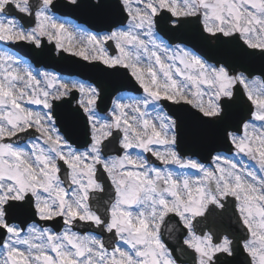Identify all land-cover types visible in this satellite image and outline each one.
Segmentation results:
<instances>
[{
	"label": "snow or ice",
	"instance_id": "1",
	"mask_svg": "<svg viewBox=\"0 0 264 264\" xmlns=\"http://www.w3.org/2000/svg\"><path fill=\"white\" fill-rule=\"evenodd\" d=\"M60 9L86 10L108 30L70 29ZM158 28L181 43L170 47ZM45 40L57 55L104 65L99 71L129 70L143 95L113 100L101 116L102 86L38 78L0 51V264H264V0H0V43L50 56ZM62 100L69 118L83 121L79 146L56 126ZM162 100L195 109L193 146L214 131L254 166L212 149V166L182 156L179 113L188 110L153 116ZM30 130L36 135L23 145L12 142ZM117 144L118 154L106 155ZM58 218L59 232L37 223ZM77 222L115 241L82 235Z\"/></svg>",
	"mask_w": 264,
	"mask_h": 264
},
{
	"label": "water",
	"instance_id": "2",
	"mask_svg": "<svg viewBox=\"0 0 264 264\" xmlns=\"http://www.w3.org/2000/svg\"><path fill=\"white\" fill-rule=\"evenodd\" d=\"M77 13H80L79 11ZM78 18H80V20H84L85 22L87 21V23H90V25L92 26H98L94 19L92 18V14L88 13V14H77ZM121 19V17H119ZM191 27V26H189ZM180 40V39H178ZM184 41L188 42L187 39H185ZM190 43L191 45H193V43L191 42H188ZM199 46V45H197ZM37 53V52H36ZM64 56L63 54L60 55V57L57 59L55 58L54 60L55 61H51V62H48L47 65H51L55 68H57V70H63V64L59 61L63 60ZM92 80V79H91ZM93 81L98 85V87L102 86L103 87V91L101 93V100L99 101V107L101 108V105H102V100H105L108 101V104L107 106H109L110 102H111V99L112 97L114 96V93L117 91V90H121L122 88H125L123 85L121 84H117L113 87H108L106 85H104L101 81H99L98 79H93ZM69 100V99H67ZM70 101L73 102V99L70 98ZM59 105H64L66 106V109H65V113H68L67 109H68V105L65 104V101L63 102H60ZM71 108L72 107V103H71ZM103 110V109H102ZM64 112H61L57 117H58V120H59V124H60V127H61V130L65 133V134H68L71 136V142H74V144H76L77 146H79L82 142V135L81 137H78L77 135V138L73 136V134H71V129L70 127L68 126L67 121H66V118H65V114ZM236 112H237V115H243L244 113L239 109L237 108L236 109ZM174 113V112H173ZM189 111L187 112H184V111H181L179 113V115L181 116V118L184 120V126H185V135H184V139H183V142L179 143V148L181 153L186 155V154H193L196 153V157L198 156L202 161L206 162V158H205V154L207 155L206 157L209 156V149H212V153H214L219 147V145L217 146H211V147H207V151L205 152V148H204V139L202 140V142L198 143L197 145L193 146L192 144V141H191V137L189 135V130L191 129V126H192V121H191V118L189 116ZM82 124H83V121H76V126L78 129V131H72L74 132H81V128H82ZM224 143L226 144L227 142L224 140ZM227 145V144H226ZM223 148H226L223 144ZM108 199V198H107ZM100 204H103V202H99ZM93 204L94 206L97 205V201L96 200H93Z\"/></svg>",
	"mask_w": 264,
	"mask_h": 264
},
{
	"label": "rangeland",
	"instance_id": "3",
	"mask_svg": "<svg viewBox=\"0 0 264 264\" xmlns=\"http://www.w3.org/2000/svg\"><path fill=\"white\" fill-rule=\"evenodd\" d=\"M55 15H57L58 17H60V19L62 20V22H65L66 24H67V26L71 29V28H76V27H79L82 31H88V32H91V31H89V29H86V27L84 26V25H80V24H78V22L76 21V20H74V19H72V18H70V17H68V16H62V15H59L58 13H55ZM127 23V22H126ZM91 33H93V34H96V33H94V32H91ZM158 38L160 39V40H162L164 43H166V41L164 40V39H162L160 36H158ZM47 42V41H46ZM114 44V43H113ZM11 45L12 44H9V43H3V45L2 44H0V51H7V52H9L11 55H13V56H15V57H17V58H19L20 59V61L22 62L21 63V66L22 67H28L29 68V70L30 71H32V73L34 74V75H37V77L38 78H41L42 79V77L39 75V74H41V73H43V72H48V73H51V74H53V75H56L60 80H62L63 82H72V81H80V82H83L81 79H79L78 77H69V76H67V75H65V76H61L60 74H58V73H56V72H54V71H50V70H47V69H44L43 67H35L28 59H25V58H23V57H21L20 55H18V54H16L15 53V50H13V48L11 47ZM170 47H173V46H170ZM108 51H109V49H108ZM109 54H110V52H109ZM118 54V52H117V50H116V53L114 54V55H117ZM111 55V54H110ZM85 84H90V82L88 83H86V82H84ZM143 95V93L141 94V95H139V96H136V95H134V94H132V93H122V94H119V95H117L116 97H115V99L114 100H116V99H119V98H123L124 99V101L126 102V103H132L133 102V100L132 99H129V98H133V99H135V100H139V98L141 97ZM113 101V100H112ZM112 106H113V104H112ZM112 106H111V108H112ZM27 107H29V108H32L34 111H42V107L41 106H36V105H27ZM149 111L151 112V114L153 115V116H155V115H157L158 113H164V114H167L165 111H164V109L162 108V106H161V104H160V102H159V107H156V108H150L149 109ZM98 113V112H97ZM108 113V112H107ZM106 113V114H107ZM106 114H104V115H106ZM100 115V114H99ZM30 138H32V137H30ZM30 138H28V139H30ZM25 142H27V141H25ZM24 142V143H25ZM24 143H22L21 145H23ZM159 150H163V148H162V146H156ZM139 152V150H134V154H136V153H138ZM142 154V153H141ZM217 154H219V155H222V156H226L227 158H229V159H232V160H235V161H237L238 163H245V161H249V159L248 158H246V157H242V156H239V155H236L235 154V152H234V150H233V152H232V154H230V155H226V154H224V153H217ZM142 155H144L145 157H146V159L148 160V155H150L151 156V154H142ZM154 158V157H153ZM154 161H155V164H153L154 166H157V167H161V168H163V165L159 162V161H157L155 158H154ZM207 166H212V161H210L209 162V164L207 165ZM249 166L250 167H253L254 166V162H252V161H250V163H249ZM172 168H173V170L174 171H176V172H178V173H180V172H191V170H184V169H179V168H177V167H175V166H172ZM52 231H54L53 230V228H51V227H49ZM62 231V230H61ZM79 233V232H78ZM81 234V233H80ZM84 234H86V233H84ZM87 234L88 235H95V236H97L96 234H94V233H91V232H87ZM83 235V234H82ZM97 237H99V236H97ZM101 238V237H100ZM122 247H126V246H124V245H121Z\"/></svg>",
	"mask_w": 264,
	"mask_h": 264
}]
</instances>
